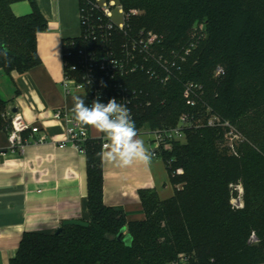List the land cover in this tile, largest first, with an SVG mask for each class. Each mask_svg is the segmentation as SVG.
<instances>
[{"label": "trees", "instance_id": "trees-1", "mask_svg": "<svg viewBox=\"0 0 264 264\" xmlns=\"http://www.w3.org/2000/svg\"><path fill=\"white\" fill-rule=\"evenodd\" d=\"M15 1L0 0V69L7 75L40 62L36 35L47 28L34 0L25 15L11 11ZM117 1L125 11H140L131 16L132 31L162 36L158 50L182 54L189 48L167 83L138 74L136 85L147 91L150 104L135 110L136 129L175 125L191 109L182 90L192 81L202 87L194 111L209 107L246 140L232 154L222 128L186 129L185 142L163 153L165 160L173 158L167 169L180 186L165 199L140 191L145 218L134 221L126 220L121 207L104 203L101 144L87 140L88 226L26 231L9 264H168L180 253L191 264H264V0ZM217 66L223 73L215 77ZM7 104L0 96L5 130L9 121L1 111ZM177 167L182 174L172 173ZM236 183L243 187L241 209L230 204ZM122 227L125 233L117 238ZM251 232L257 242L249 241Z\"/></svg>", "mask_w": 264, "mask_h": 264}, {"label": "crops", "instance_id": "crops-1", "mask_svg": "<svg viewBox=\"0 0 264 264\" xmlns=\"http://www.w3.org/2000/svg\"><path fill=\"white\" fill-rule=\"evenodd\" d=\"M34 2L47 20L46 30L36 35L40 62L10 75L0 70V96L3 93L8 109L14 108L25 122L37 125L47 139L37 142V134L26 131L23 147L11 149L8 131L0 129V264H9L24 232L52 233L64 220L89 218L86 154L53 143L64 139L65 122L51 116L58 107L72 115V97L84 96L81 91L65 95L61 85L62 40L78 36L79 0ZM10 8L15 15H25L33 6L29 0H19ZM87 128L91 136L98 135L96 129ZM137 132L149 149L150 133ZM176 187L160 158L151 156L147 164L125 168L102 159L103 201L121 207L128 221L145 218L140 191H154L165 199Z\"/></svg>", "mask_w": 264, "mask_h": 264}, {"label": "built area", "instance_id": "built-area-1", "mask_svg": "<svg viewBox=\"0 0 264 264\" xmlns=\"http://www.w3.org/2000/svg\"><path fill=\"white\" fill-rule=\"evenodd\" d=\"M113 10L121 17L119 22L113 19ZM139 13L138 9L125 11L117 0H79L80 34L63 39L61 45V85L65 95L81 91L89 106L98 95L105 104L115 97L118 103L127 105L135 121V110L150 104L146 99L147 91L136 85L138 74H144L149 82L165 84L173 77L178 62L183 61L184 55L189 52V48H186L182 54L174 53L173 50L166 53L157 49L162 42L159 34L145 29L132 31L131 16ZM222 73L221 66L214 69L215 77ZM201 93L200 84L185 81L182 95L185 104L191 109L182 112L175 125L161 126L149 132L151 156L162 159L167 168L173 158L165 160L163 153L170 151L173 143L183 142L188 128H222L224 143L232 154H236L237 146L246 140L232 123L211 112L209 107L194 111ZM1 116L9 121V148H22L25 143L22 133L26 131L37 134L35 141H46L45 133L37 125L25 122L19 112L7 109ZM51 116L65 122L64 139L53 142L58 147L70 145L85 153V142L96 139L100 141L101 150L105 149L107 140L104 134L99 132L97 136H91L88 128L82 132L79 126L70 122L72 115L67 110L58 107L52 111ZM172 173L182 174L183 169L177 167ZM232 188L234 195L230 199L231 207L241 209L244 206L243 187L241 183H236ZM257 240L255 233L251 232L249 241ZM186 261L187 255L180 253L168 264H185Z\"/></svg>", "mask_w": 264, "mask_h": 264}, {"label": "clouds", "instance_id": "clouds-1", "mask_svg": "<svg viewBox=\"0 0 264 264\" xmlns=\"http://www.w3.org/2000/svg\"><path fill=\"white\" fill-rule=\"evenodd\" d=\"M71 113L70 122L79 126L82 132L92 127L104 134L107 143L106 150L100 153L102 159L121 168L150 162L151 153L144 140L138 138L131 110L126 104L118 103L115 97L105 104L98 95L89 106L84 96H73Z\"/></svg>", "mask_w": 264, "mask_h": 264}, {"label": "water", "instance_id": "water-1", "mask_svg": "<svg viewBox=\"0 0 264 264\" xmlns=\"http://www.w3.org/2000/svg\"><path fill=\"white\" fill-rule=\"evenodd\" d=\"M12 111H15V109L13 108ZM64 225H77V226H81V227H87L88 226V222L82 219H69V220H64L61 223V226L56 230V232H59L61 230V227ZM126 227H122L120 229V231L117 234V238H119V236L122 233H125ZM128 238V234L125 235L124 239Z\"/></svg>", "mask_w": 264, "mask_h": 264}, {"label": "rangeland", "instance_id": "rangeland-1", "mask_svg": "<svg viewBox=\"0 0 264 264\" xmlns=\"http://www.w3.org/2000/svg\"><path fill=\"white\" fill-rule=\"evenodd\" d=\"M113 19L116 21V22H119L120 20H121V17L117 14V12L115 11V10H113ZM78 22V21H77ZM78 24V23H77ZM79 26H80V23H79ZM80 34V31L78 32V35ZM1 70V69H0ZM1 96L3 97V96H5L3 93L1 94ZM7 109H8V104H7V107H6V109H4V110H2L1 111V114L2 113H4L5 111H7ZM183 142H185V141H183ZM180 185H178V187H179ZM256 235V234H255ZM185 264H191V262H189V260H188V256H187V261H186V263Z\"/></svg>", "mask_w": 264, "mask_h": 264}]
</instances>
